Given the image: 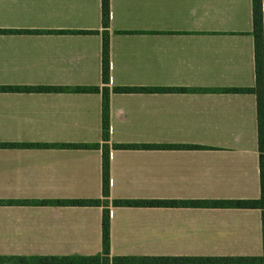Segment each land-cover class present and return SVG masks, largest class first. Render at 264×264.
I'll return each instance as SVG.
<instances>
[{
	"label": "crops",
	"instance_id": "0c3cea01",
	"mask_svg": "<svg viewBox=\"0 0 264 264\" xmlns=\"http://www.w3.org/2000/svg\"><path fill=\"white\" fill-rule=\"evenodd\" d=\"M264 1V0H263ZM103 0H0V256L95 255L103 207ZM253 0H111V253L261 255ZM174 145L197 146L173 148ZM113 199L198 206H114ZM0 264H60L16 262ZM62 264V263H61ZM77 264V263H76Z\"/></svg>",
	"mask_w": 264,
	"mask_h": 264
},
{
	"label": "trees",
	"instance_id": "16d2710c",
	"mask_svg": "<svg viewBox=\"0 0 264 264\" xmlns=\"http://www.w3.org/2000/svg\"><path fill=\"white\" fill-rule=\"evenodd\" d=\"M103 30H81V33H97L103 38V86H84L81 91L102 94L103 135L100 143L64 144L66 148L101 149L103 170V197L98 199L77 198L58 200L57 203L73 206L103 207V249L95 255L66 256H0V262L62 263V264H264V250L261 255L224 256V257H185V256H115L111 253V151L113 149L161 148L159 145H135L111 143V94L112 92H130L138 88L116 86L111 88V0H103ZM253 34L255 37L256 84L253 87L234 88V92L253 93L257 100L258 144L261 194L257 199H228L210 203L215 207L258 208L262 211L264 244V1L253 0ZM173 148H195L197 146L174 145ZM114 206H198L196 201L113 199Z\"/></svg>",
	"mask_w": 264,
	"mask_h": 264
}]
</instances>
